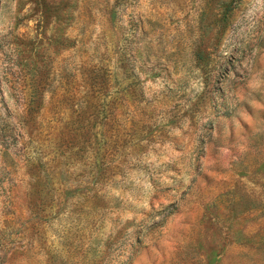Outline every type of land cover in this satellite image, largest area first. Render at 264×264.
<instances>
[{
  "label": "rangeland",
  "instance_id": "obj_1",
  "mask_svg": "<svg viewBox=\"0 0 264 264\" xmlns=\"http://www.w3.org/2000/svg\"><path fill=\"white\" fill-rule=\"evenodd\" d=\"M0 264H264V0H0Z\"/></svg>",
  "mask_w": 264,
  "mask_h": 264
}]
</instances>
